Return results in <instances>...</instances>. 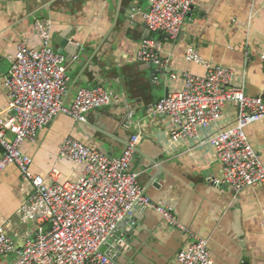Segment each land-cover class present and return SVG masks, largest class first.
<instances>
[{"label":"crops","instance_id":"crops-1","mask_svg":"<svg viewBox=\"0 0 264 264\" xmlns=\"http://www.w3.org/2000/svg\"><path fill=\"white\" fill-rule=\"evenodd\" d=\"M148 9V0H0V125L11 117L4 80L17 45L38 49L35 24L49 21L57 52L61 48L55 35L71 29L70 41L82 45L81 55L84 51L96 54L83 76L88 82L94 80L92 64L96 62L98 76L105 81L100 85L118 101L91 111L85 123L59 115L34 143H24L22 151L32 160L33 173L49 183L77 181L83 166L60 156L67 138L119 157L131 136L139 135L138 155L130 171L139 175L151 201L172 209L182 228L204 240L214 264H264V185L238 191L222 184L223 167L207 143L236 125V108L228 105L216 125L201 129V141L175 144L170 138L175 127L172 118L150 117L147 112L150 105L182 90L185 74H205L204 64L232 70L233 87L264 100V0H194L175 41L149 32L142 21ZM147 39L161 44L168 71L137 61V52ZM189 49L196 50L204 63L189 62ZM62 55L70 79L65 98L69 107L79 88L90 87L78 75L77 57L68 60L65 51ZM246 135L264 165V119L248 126ZM153 163L164 169L166 180L161 189L147 174ZM32 194V185L17 167L10 166L0 175V227H5L17 246L37 233V222L25 214ZM140 214L137 237H132L134 247L129 245L117 257V264H175L189 238L182 230L165 225L153 210ZM109 249L104 245L102 251ZM129 250L130 255H125ZM15 259L16 255L0 256V264Z\"/></svg>","mask_w":264,"mask_h":264},{"label":"built area","instance_id":"built-area-1","mask_svg":"<svg viewBox=\"0 0 264 264\" xmlns=\"http://www.w3.org/2000/svg\"><path fill=\"white\" fill-rule=\"evenodd\" d=\"M149 9L142 21L150 32L176 40L194 0H148ZM40 47L17 45L16 57L9 69L4 88L11 117L0 125V175L15 166L33 188L26 218L37 222L34 239L17 246L5 227H0V256L16 255L11 264H117L116 255L102 248L114 235L128 212L137 206L153 210L170 228L182 230L189 243L181 249L175 264H214L207 244L195 233L182 228L172 209L146 196L139 175L130 171L138 150L139 135H133L119 157L67 138L60 148L62 158L83 166L82 176L74 182L49 183L33 173L32 160L24 155V143H34L40 131L59 115L77 122L118 101L102 86L79 88L69 107V76L66 58L56 52L53 25L49 21L35 24ZM160 45L145 40L137 52V61L169 70V61L161 57ZM189 62L204 63L194 49L187 52ZM203 75L185 74L182 90L160 99L148 107L150 117L172 118L173 144L201 141V129L216 125L228 105L236 108V125L220 131L207 143L214 147L223 167L222 184L238 191L264 185V165L246 135L247 127L264 119V101L244 89L233 87V71L204 64ZM172 78H176L172 75ZM133 112L129 113V117Z\"/></svg>","mask_w":264,"mask_h":264},{"label":"water","instance_id":"water-1","mask_svg":"<svg viewBox=\"0 0 264 264\" xmlns=\"http://www.w3.org/2000/svg\"><path fill=\"white\" fill-rule=\"evenodd\" d=\"M72 1V0H71ZM75 2H79L80 0H74ZM133 6V3L130 5ZM70 34H71V29H66L61 31V33L55 35V43L60 46V50L57 52L62 54L64 51L70 56L68 60H71L72 58H76L77 60L75 61V64H77L79 68V73L78 75L82 79V82H84L88 87L91 86H97L100 84H104L105 81L98 76L100 73V68L96 66V62H94L93 65V77L94 80L91 82H88L87 79L83 76L85 67L90 68V64L93 61V58L96 56L94 55H89L87 51H84V53L81 55L82 51V45H73L70 41ZM53 42H54V33H53ZM56 50V49H55ZM81 55V56H80ZM79 59L81 62H79ZM151 66V64H148ZM99 69V70H98ZM98 76V77H97ZM152 77V76H151ZM168 95H166L167 97ZM98 111V110H97ZM138 155V150L134 156V158ZM133 158V159H134ZM156 164V163H155ZM155 164L153 163L152 165L148 166V171L147 174L149 175L150 178L154 179L153 185L157 187L158 189L162 188V183L165 182L166 176L163 172L164 169L162 167L155 168ZM147 195V191L145 192ZM148 196V195H147ZM147 209H141L137 206H134L127 214L125 219L120 223L118 226L116 232L114 235L109 239L108 243L106 244L107 248L111 247V250H113V254L116 255L115 262H117V257H120L122 254L125 253L126 248L132 244L133 240L132 237L137 235L135 234V230L138 228L139 224V218H141V212L146 211ZM143 239V238H141ZM134 247V243L132 244ZM131 251L129 250L125 255L129 256ZM179 252V251H178Z\"/></svg>","mask_w":264,"mask_h":264},{"label":"bare ground","instance_id":"bare-ground-1","mask_svg":"<svg viewBox=\"0 0 264 264\" xmlns=\"http://www.w3.org/2000/svg\"><path fill=\"white\" fill-rule=\"evenodd\" d=\"M144 14H145V13L142 14V17H143ZM147 29H148V28H147ZM148 30H149V29H148ZM149 32H150V30H149ZM150 33H153V34H160V33H154V32H150ZM180 34H181V33H180ZM161 35H162V34H161ZM163 36H164V35H163ZM179 36H180V35H179ZM164 37H165V36H164ZM178 38H179V37H178ZM178 38H177V39H178ZM167 39H168V38H167ZM177 39H176V40H177ZM147 40H148V39H147ZM152 40H153V39H152ZM171 41H173V40H171ZM174 41H175V40H174ZM159 44H160V43H159ZM57 53H58V52H57ZM59 54H60V53H59ZM64 57H65V56H64ZM136 59H137V58H136ZM156 67H157V66H156ZM158 68H159V67H158ZM159 69H161V68H159ZM233 76H234V73H233ZM263 101H264V100H263Z\"/></svg>","mask_w":264,"mask_h":264}]
</instances>
